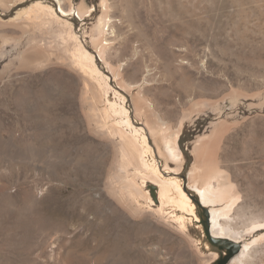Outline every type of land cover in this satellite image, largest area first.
Masks as SVG:
<instances>
[{"label": "rangeland", "instance_id": "1", "mask_svg": "<svg viewBox=\"0 0 264 264\" xmlns=\"http://www.w3.org/2000/svg\"><path fill=\"white\" fill-rule=\"evenodd\" d=\"M106 3L105 60L139 90L163 133H177L201 99L232 107L254 97L247 109L264 110V0ZM19 28H0V46ZM17 59L0 69V264H197L182 236L115 195L106 179L112 144L90 134L77 75L45 66L34 46ZM212 135L204 150L212 147L219 171L212 183L226 188L225 217L264 216V111ZM255 245L242 264H264V238Z\"/></svg>", "mask_w": 264, "mask_h": 264}, {"label": "water", "instance_id": "2", "mask_svg": "<svg viewBox=\"0 0 264 264\" xmlns=\"http://www.w3.org/2000/svg\"><path fill=\"white\" fill-rule=\"evenodd\" d=\"M82 1L72 0V11L63 13L56 0H3L0 28L19 26L24 33L19 38L3 37L0 69L7 62L13 68L17 55L34 46L45 55V66L59 64L76 74L80 107L90 134L112 144L106 179L115 195L135 216L149 214L156 224L182 236L197 264H228L246 242L262 238L264 228L240 239L213 234L215 204L203 200L189 181V173L199 144L204 151L219 124L234 125L246 115L264 110L259 106L247 109L254 97L238 96L232 107L228 98L193 102L180 118L173 138L178 156L172 157L147 103L133 95L136 89L129 91L119 83L99 54L100 44L95 41L101 34L103 0H88V6ZM77 3L88 8L82 16L75 10Z\"/></svg>", "mask_w": 264, "mask_h": 264}, {"label": "bare ground", "instance_id": "3", "mask_svg": "<svg viewBox=\"0 0 264 264\" xmlns=\"http://www.w3.org/2000/svg\"><path fill=\"white\" fill-rule=\"evenodd\" d=\"M56 1H57L59 10L61 12L67 13V12L72 11L73 7L65 8L66 6L64 7L62 5L61 0H56ZM103 6H104V10H103L102 17L100 19L102 22L101 34H100L99 39H97L95 41V43L100 44L99 54H100L101 58L109 65L110 70L115 73V75L117 76V78L119 80V83L121 85L125 86V88L130 91V90H132L133 87L131 85L127 84L123 80V78L119 72L120 70L113 68L105 60V58L107 57V56L106 57L104 56V53L106 50V45L103 41L106 39L105 33L108 29L111 18L109 16V11H108L109 8L107 6L106 0H103ZM75 10L79 16H82L87 12L88 9L81 10V9L75 8ZM170 61H173V60H170ZM133 95L137 98L142 99L140 97L139 90H137ZM142 101H143V99H142ZM168 110H170V109H168ZM172 119H173V117H172ZM155 121L161 127L160 121L157 119H155ZM175 134L173 135L172 133L164 132V135H163L164 145H165L166 149L170 152L171 156L174 158L178 156V151H177V149L174 145V142H173V138H174ZM211 150H212V147L210 146L209 151H206V150L203 151L202 144H199L198 149L196 150L195 165L192 167V169L189 173V181L192 183L193 186H195L199 190L203 200H205L206 202H210L212 204H215V207L212 210V215H211V231H212V233L215 235L227 236V237H230L232 239H240L244 236V234H246V233H248V232H250L256 228H264V216L263 215H250V217L248 216V218H244L240 223L238 222V220H239L241 214H239L238 211H236V213H238V214L235 217L233 216L234 217L233 220L230 219L229 215H227L229 217V219L225 217L226 216V210L229 209L230 204L226 205L225 207H221V203L223 201L222 199L225 198V196H226V188L224 186L223 187L215 186L211 181L212 179L217 178V176H219V171L216 169L214 161L212 160ZM215 173H217V174L215 177H213V174H215ZM233 206H234V204H233ZM243 227H245L246 229H243ZM262 238H264V236ZM260 239L261 238H255L252 241L246 242L243 249H241V251L239 253L234 255L231 258V260L228 262V264H242L244 261L249 259L248 257H249V252H250L251 248L256 246L255 244Z\"/></svg>", "mask_w": 264, "mask_h": 264}]
</instances>
